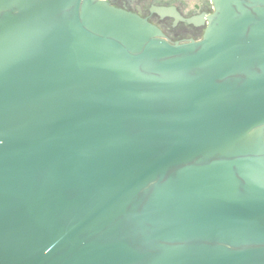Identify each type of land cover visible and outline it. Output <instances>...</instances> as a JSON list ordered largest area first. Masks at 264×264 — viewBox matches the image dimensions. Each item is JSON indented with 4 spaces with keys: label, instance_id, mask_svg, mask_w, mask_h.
<instances>
[{
    "label": "water",
    "instance_id": "95a60500",
    "mask_svg": "<svg viewBox=\"0 0 264 264\" xmlns=\"http://www.w3.org/2000/svg\"><path fill=\"white\" fill-rule=\"evenodd\" d=\"M211 2L171 43L106 0H0V264H264V0Z\"/></svg>",
    "mask_w": 264,
    "mask_h": 264
},
{
    "label": "flooded vegetation",
    "instance_id": "af4514ba",
    "mask_svg": "<svg viewBox=\"0 0 264 264\" xmlns=\"http://www.w3.org/2000/svg\"><path fill=\"white\" fill-rule=\"evenodd\" d=\"M111 5L146 18L157 26L166 40L171 43L197 41L202 38L207 23V16L213 12L211 0H106ZM155 7H172L177 15L160 16Z\"/></svg>",
    "mask_w": 264,
    "mask_h": 264
}]
</instances>
